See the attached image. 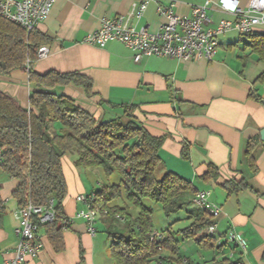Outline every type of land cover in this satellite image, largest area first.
Instances as JSON below:
<instances>
[{"label": "crops", "instance_id": "obj_1", "mask_svg": "<svg viewBox=\"0 0 264 264\" xmlns=\"http://www.w3.org/2000/svg\"><path fill=\"white\" fill-rule=\"evenodd\" d=\"M206 1L155 0L150 2L144 16L137 18L138 0H56L48 18L36 27L48 39L43 45L50 47L49 54L37 58L32 68L39 73L77 71L90 77L92 95H88L83 86L73 83L56 90L73 97L99 120L121 113L117 105L136 104L137 120L152 135L164 137L161 173L176 172L189 179L198 190L210 191L209 199L221 207L217 232L225 235L233 230L247 241L246 250L232 243L234 249L217 250L218 254H230L234 260L241 258L244 264H264V145L260 135L264 129V83H254L264 70V62L259 61L255 53L251 56L233 53L232 56L230 51H224L235 45L228 38L233 31L220 35L219 51L211 62L181 61L156 55L135 61L134 51L121 41L112 40L103 47L85 41L106 16L124 15L126 25L136 29L147 27L155 32L166 21L158 12L159 5L173 3L176 13L188 15L191 7ZM209 1L211 22L208 27L216 26L223 18H234L233 14L222 10L221 0ZM237 1L245 8L251 0ZM256 32H264V24L259 25ZM246 41L243 50L251 53ZM242 42L238 41V45ZM259 64H262L261 70L255 77L253 69ZM32 90L27 70L0 74V91L16 98L25 108H31ZM251 92L260 100L251 97ZM256 136L260 137L261 144L255 151L258 171L253 173L245 161L244 150L248 140ZM185 144L189 145L188 159L183 158ZM210 163L218 167V175L204 180ZM62 167L67 182L63 207L71 219L70 226L63 232L65 249L56 252L45 232L39 230L44 247L36 258H28L22 264H104L110 257V239L98 232L105 230L104 222L108 217L98 219L96 233L92 234L87 223L76 216L84 206L77 197L98 189L97 185L90 184V178L83 176L91 168L80 171L69 155L62 157ZM242 178L249 188L229 193L223 186L226 181ZM18 184L16 178L4 172L0 163V264L14 258L19 240L16 233L19 205L13 195ZM190 209L192 207L187 206L188 218ZM165 254L169 256L170 251L166 250Z\"/></svg>", "mask_w": 264, "mask_h": 264}, {"label": "trees", "instance_id": "obj_2", "mask_svg": "<svg viewBox=\"0 0 264 264\" xmlns=\"http://www.w3.org/2000/svg\"><path fill=\"white\" fill-rule=\"evenodd\" d=\"M247 36L245 45L264 62V32ZM47 40L36 28L27 31L0 17V74H9L15 69L28 70L33 86L29 97L31 108L21 106L16 98L0 91V163L4 172L19 181L13 192L19 207L29 203L47 206L52 202L56 212L54 222L40 223L37 216L34 219L56 252L65 249L63 232L70 223L62 222L69 218L63 207L67 182L62 157L69 155L77 168H102L111 179L107 187L93 192L97 205L107 210L99 218L114 217L125 222V232H109L108 250L115 264H192L181 256L179 240L172 233L165 237L160 231L161 240L152 238L153 208L145 200L160 203L164 214L171 216L194 203L199 190L176 172L161 173L164 137L152 135L137 120L136 104L117 105L121 113L99 120L73 97L56 90L73 83L83 86L87 94L92 95L90 77L77 71L39 73L34 70L32 65L38 58V50ZM254 83H264V70ZM250 96L260 100L254 92ZM259 144L260 137H252L244 150L245 161L253 173L258 171L255 151ZM188 150L189 145L185 144V159L189 157ZM208 166L204 180L218 175L216 165ZM223 186L229 193L250 187L244 178L226 181ZM133 207L138 209L134 214ZM187 211L193 220L180 230L184 240L196 239L206 246L214 240L217 250L235 248L234 243L217 244L216 235L206 233L211 223L209 213L200 208ZM1 217L0 211V220ZM166 250L170 251L169 256ZM222 255L214 264H244L241 258L234 260L230 254ZM262 258L264 260V251Z\"/></svg>", "mask_w": 264, "mask_h": 264}, {"label": "built area", "instance_id": "obj_3", "mask_svg": "<svg viewBox=\"0 0 264 264\" xmlns=\"http://www.w3.org/2000/svg\"><path fill=\"white\" fill-rule=\"evenodd\" d=\"M56 0H0V17L16 23L31 31L37 25L45 21L54 6ZM155 0H138L136 17L144 16L150 2ZM210 1L202 5L191 7L188 15H181L173 10L174 4L169 6L159 5L158 12L166 18L158 31L152 32L147 27L136 29L126 25L125 16L103 17L97 30L89 33L85 41L90 44L105 46L109 41L118 40L134 51V60L140 61L144 56H162L177 58L181 61L204 60L213 61L219 51V37L230 31H236L242 35L256 32L259 25L264 24V0H251L247 7L240 6L237 0H221L220 6L226 13H231L234 18H223L216 26L208 27L211 22L208 13ZM50 47L42 45L38 50V58L49 54ZM28 71V70H27ZM1 157V153H0ZM210 191L199 190L193 202L200 209L205 210L211 217V223L206 229L207 234L217 233L218 218L221 207L210 199ZM77 200L84 206L80 208L76 216L83 219L89 231L96 233V223L101 213H107L96 203L94 192L81 194ZM18 225L16 233L19 240L15 246V256L7 264H22L28 258H36L44 247V242L39 234L38 223L34 217H38L40 223H51L56 220V212L51 202L47 206H36L29 203L16 211ZM63 223L69 224L70 218H64ZM152 238L161 240L163 234L154 230ZM223 241L234 243L242 250H246L247 241L233 230L216 240L217 244Z\"/></svg>", "mask_w": 264, "mask_h": 264}, {"label": "rangeland", "instance_id": "obj_4", "mask_svg": "<svg viewBox=\"0 0 264 264\" xmlns=\"http://www.w3.org/2000/svg\"><path fill=\"white\" fill-rule=\"evenodd\" d=\"M229 40L233 41V46L229 48H224V51H230L231 55L233 56V53L236 56H244V53L246 55L251 56L253 52L249 53L243 50L244 46V41L247 40V37L245 35H242L238 32H232L231 34L228 35ZM242 40V45H238V41L240 42ZM238 45V46H236ZM261 65L255 67L253 69L255 77L257 76L259 70H261ZM257 85H262L263 83H256ZM80 171H85V169H80ZM85 174L83 175L85 178H90V184L92 186L97 185L98 189H102L104 187H107L111 179L108 178L102 168H91L89 172H84ZM89 173H92V176L89 175ZM100 182L99 184L97 182ZM100 186V188H99ZM145 203L148 206H151L153 208V227L155 230L162 231L165 234V237L169 233H172L175 235L176 239L179 240V247L181 251V256L189 260L192 264H214V262L222 257L221 254H218L217 252V246L214 244V240L209 242V244L203 245L198 242L196 239H183L182 234L180 233V230L189 226L191 223V219H189L186 213V209L182 210L179 213H175L174 215L171 216H166L162 210V206L160 203L153 202L149 199L145 200ZM192 208H198L195 203H190L188 205ZM133 210V211H132ZM135 211V212H134ZM138 211L137 208L133 207L131 208V212L134 214ZM105 230H100L98 233L99 235H104L106 239L109 238V232L110 231H121L125 232V222H121L120 220L115 219L114 217H108L107 220L104 222V227ZM220 236H223L221 233L216 234V240L219 239ZM213 243V244H212ZM110 246V244H109ZM108 246V249H109ZM168 251V250H167ZM233 257L232 255H230ZM234 258V257H233ZM109 260L105 262L104 264H115L113 258L110 256L108 258Z\"/></svg>", "mask_w": 264, "mask_h": 264}, {"label": "water", "instance_id": "obj_5", "mask_svg": "<svg viewBox=\"0 0 264 264\" xmlns=\"http://www.w3.org/2000/svg\"><path fill=\"white\" fill-rule=\"evenodd\" d=\"M260 135L264 145V129L261 130Z\"/></svg>", "mask_w": 264, "mask_h": 264}]
</instances>
